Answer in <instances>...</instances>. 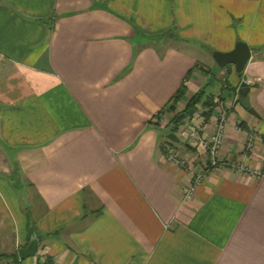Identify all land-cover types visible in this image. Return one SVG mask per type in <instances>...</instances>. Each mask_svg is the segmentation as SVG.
Here are the masks:
<instances>
[{
	"label": "crops",
	"instance_id": "crops-1",
	"mask_svg": "<svg viewBox=\"0 0 264 264\" xmlns=\"http://www.w3.org/2000/svg\"><path fill=\"white\" fill-rule=\"evenodd\" d=\"M236 41L249 48L240 75L215 72L210 53ZM241 81L257 117L239 103ZM180 84L173 112L202 86L231 105L223 161L187 198L199 152L163 111ZM30 237L36 250L21 260ZM40 253L55 264H264V0H0V264Z\"/></svg>",
	"mask_w": 264,
	"mask_h": 264
},
{
	"label": "built area",
	"instance_id": "built-area-1",
	"mask_svg": "<svg viewBox=\"0 0 264 264\" xmlns=\"http://www.w3.org/2000/svg\"><path fill=\"white\" fill-rule=\"evenodd\" d=\"M214 105L212 108L211 115L207 120H202L199 123L188 124L185 130L181 132L182 137L185 139V144L189 148L198 150L199 159L193 167L191 178L188 186L184 188V197L187 198L193 187L198 184L210 170L217 169L222 161L223 156L221 153V145L224 138V131L226 125V108L222 103L221 98L217 95L213 96L212 99ZM200 108L197 106L193 115L199 114ZM208 121L209 125H208ZM254 148V134L252 132H246L243 138L242 152L245 155H251ZM165 159L174 162L180 167L185 166V159L178 156L177 152L172 148L167 147L165 151ZM240 171L247 170L253 175H260L263 173L261 167H248L238 164L236 166ZM39 257L33 264H55L53 262H46L45 255L40 253Z\"/></svg>",
	"mask_w": 264,
	"mask_h": 264
},
{
	"label": "water",
	"instance_id": "water-1",
	"mask_svg": "<svg viewBox=\"0 0 264 264\" xmlns=\"http://www.w3.org/2000/svg\"><path fill=\"white\" fill-rule=\"evenodd\" d=\"M210 55L217 67L222 68L225 65H232L234 72L240 73L246 61L249 58V48L244 42L236 41L230 50L225 52L214 50L210 53ZM246 91H247V87L245 86V83L241 81L239 83L238 95L244 97ZM247 112H249L253 116L256 117L258 116L256 111L253 110L251 107L247 108ZM164 137L171 142H175V143L178 142V137L172 132H168L164 134ZM36 245H37L36 238L30 237L26 247L22 249H18L17 253L19 259L22 260L26 256L33 255L36 250Z\"/></svg>",
	"mask_w": 264,
	"mask_h": 264
},
{
	"label": "trees",
	"instance_id": "trees-1",
	"mask_svg": "<svg viewBox=\"0 0 264 264\" xmlns=\"http://www.w3.org/2000/svg\"><path fill=\"white\" fill-rule=\"evenodd\" d=\"M241 73V72H240ZM240 73H237L240 75ZM184 93V87L180 84V86L177 88L175 93L171 96L170 101L167 103L166 108L163 109V111H170L171 116L167 123H171V127L169 129L171 131H175L177 128V125L182 122V119L187 116V118H191L193 112L195 111L196 107L198 106L200 108V115L202 117V120H207L208 117L211 115L212 108H213V95L211 93H208L204 90L203 86L200 87L196 92L192 93L187 100L185 101L182 109L173 112L175 102L180 99L182 94ZM241 98V96H240ZM247 107V106H245ZM155 123V122H154ZM238 125H241V122H239ZM167 142L172 143L171 141L165 139ZM173 144V143H172ZM46 258V257H45ZM49 261V259H47Z\"/></svg>",
	"mask_w": 264,
	"mask_h": 264
},
{
	"label": "rangeland",
	"instance_id": "rangeland-1",
	"mask_svg": "<svg viewBox=\"0 0 264 264\" xmlns=\"http://www.w3.org/2000/svg\"><path fill=\"white\" fill-rule=\"evenodd\" d=\"M199 54V60L202 62V63H204V61H203V58H202V53H198ZM205 58H207V57H205ZM207 60H210V59H208L207 58ZM225 66H229V65H225ZM223 68V67H222ZM219 69H221V68H219V67H215L214 68V70H215V72L216 71H218ZM251 85H253V84H251ZM239 98H240V96H239ZM239 103H244L246 106H247V108L248 107H254L253 105V102L251 101V99H249V97H247L246 99L244 98V97H241L240 99H239ZM253 109V108H252ZM255 109V108H254ZM186 120H187V116H185L183 119H182V122L180 123V124H178L177 125V128L175 129V133H176V135L179 137V139L181 140V142L182 141H185V139L182 137V135H181V132L183 131V130H185V127H186ZM160 132V134H161V131H159ZM180 144V143H179Z\"/></svg>",
	"mask_w": 264,
	"mask_h": 264
}]
</instances>
